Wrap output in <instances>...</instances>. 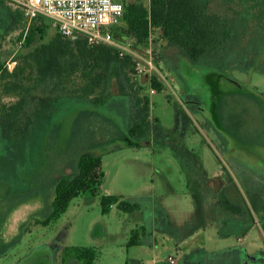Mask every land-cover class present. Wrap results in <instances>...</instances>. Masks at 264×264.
Listing matches in <instances>:
<instances>
[{"label": "rangeland", "instance_id": "374dc122", "mask_svg": "<svg viewBox=\"0 0 264 264\" xmlns=\"http://www.w3.org/2000/svg\"><path fill=\"white\" fill-rule=\"evenodd\" d=\"M197 1L234 21L226 52L192 61L159 30L136 47L153 48L156 77L175 81V92L151 95L146 78L129 82L115 71L104 106L77 96L40 98L17 138L0 105V264H65L66 247L95 248L94 264H264V0ZM0 16L9 17L0 31L1 71L30 48L18 50L15 32L24 25L1 2ZM43 22L47 36L33 46L57 32ZM146 94L154 131L148 143L126 147L121 132L132 101ZM93 149L103 159L100 195L122 196L141 211L115 205L104 214L101 196L84 193L60 218L38 224L52 211L60 177L75 173L79 156ZM224 187L245 214L219 206ZM242 222L254 225L243 232ZM134 231L140 243L130 245Z\"/></svg>", "mask_w": 264, "mask_h": 264}, {"label": "trees", "instance_id": "16d2710c", "mask_svg": "<svg viewBox=\"0 0 264 264\" xmlns=\"http://www.w3.org/2000/svg\"><path fill=\"white\" fill-rule=\"evenodd\" d=\"M5 5L4 0H0ZM7 5V4H6ZM20 22L23 17L14 12ZM46 19L40 17L29 29L25 46L30 48L18 56V65L10 70L7 65L0 71V105L3 118L11 135L31 120V114L40 98L77 96L84 98L88 107L104 106L110 93L111 79L115 71L132 82L135 62L130 55L121 56L119 50L109 45H90L83 38H67L56 32L48 42ZM42 21L41 23L37 21ZM125 23L127 33L137 40L136 46L149 44L153 31L159 30L170 45L183 49L192 61L205 56H219L226 52L235 36L236 26L232 19L218 14H208L197 0H127ZM52 25V24H51ZM118 39H123L119 33ZM131 75V78H130ZM80 82H78V77ZM151 87L164 91V84L154 77ZM5 97L17 98L12 104L4 102ZM264 98V93L260 95ZM134 99V98H133ZM130 123L124 127L123 142L126 147H140L150 140L152 127L151 99L149 95L135 97L132 101ZM158 123V119H155ZM157 131V129H156ZM14 138L17 136L12 135ZM104 179L103 159L97 150L84 151L78 158L77 171L63 174L55 187L50 215L38 221L48 226L65 214L72 201L84 193L101 196L102 211L109 214L113 206L126 213L138 214L141 205L122 196L101 194ZM219 206L234 214H245L242 203L232 200L224 187L220 191ZM247 223V224H246ZM245 225V226H244ZM252 223L242 222L243 232ZM264 231V220L262 223ZM144 230V229H143ZM140 231H134L130 245L140 243ZM97 250L88 247H66L63 254L65 264L78 261L80 264H94Z\"/></svg>", "mask_w": 264, "mask_h": 264}, {"label": "built area", "instance_id": "2783aa9c", "mask_svg": "<svg viewBox=\"0 0 264 264\" xmlns=\"http://www.w3.org/2000/svg\"><path fill=\"white\" fill-rule=\"evenodd\" d=\"M13 11L22 15L23 29L15 32L18 39V50L25 44L29 29L40 17L47 18L52 26L67 38H85L90 45H109L119 50L122 57L135 51L138 54L135 62L134 81L138 78H146L152 85V80L158 71L153 48L144 52L136 47V38L128 34L125 13L127 0H4ZM119 33L123 39H118ZM18 52V51H17ZM14 54V57L17 55ZM18 65V60L10 61L7 67L13 70ZM164 91L174 90V83L162 82ZM169 88V89H168ZM159 92L151 87V95ZM175 263V259H170Z\"/></svg>", "mask_w": 264, "mask_h": 264}, {"label": "crops", "instance_id": "0c3cea01", "mask_svg": "<svg viewBox=\"0 0 264 264\" xmlns=\"http://www.w3.org/2000/svg\"><path fill=\"white\" fill-rule=\"evenodd\" d=\"M4 5V4H3ZM5 6L11 11V12H13L7 5H6V3H5ZM8 16H5V17H3V16H0V31L1 30H3V26H7L8 25ZM4 22H6V23H4ZM122 133V136H124V132H121ZM68 141V140H67ZM61 143V140L60 141H58V142H56V145L57 144H60ZM66 145H69L70 146V144H68V143H66ZM63 153H64V151H63ZM242 229H244V227H242Z\"/></svg>", "mask_w": 264, "mask_h": 264}]
</instances>
